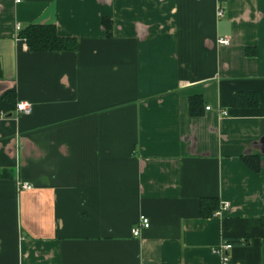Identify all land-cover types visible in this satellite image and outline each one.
I'll use <instances>...</instances> for the list:
<instances>
[{
    "label": "crops",
    "instance_id": "obj_1",
    "mask_svg": "<svg viewBox=\"0 0 264 264\" xmlns=\"http://www.w3.org/2000/svg\"><path fill=\"white\" fill-rule=\"evenodd\" d=\"M0 69V264H264V0H0Z\"/></svg>",
    "mask_w": 264,
    "mask_h": 264
},
{
    "label": "trees",
    "instance_id": "obj_2",
    "mask_svg": "<svg viewBox=\"0 0 264 264\" xmlns=\"http://www.w3.org/2000/svg\"><path fill=\"white\" fill-rule=\"evenodd\" d=\"M223 1V0H219ZM101 24L104 27L107 35H110L111 21L109 18L103 17ZM17 37L23 39L29 51H73L76 48V39L72 37H62L56 32L55 25L29 23L20 28L17 32ZM1 75V69H0ZM15 96L12 91H6L0 97V110L4 112L10 111L15 108ZM256 95L254 93H237L235 96V103L237 105H254L256 103ZM189 113L197 115L199 108L202 107V100L198 96H191L189 98ZM218 207V202L215 198L202 199L200 202V211L202 215H212ZM260 224L264 227V218H261ZM236 243L237 240L228 241ZM246 242V240H245Z\"/></svg>",
    "mask_w": 264,
    "mask_h": 264
},
{
    "label": "built area",
    "instance_id": "obj_3",
    "mask_svg": "<svg viewBox=\"0 0 264 264\" xmlns=\"http://www.w3.org/2000/svg\"><path fill=\"white\" fill-rule=\"evenodd\" d=\"M15 1L18 2L20 0H15ZM218 14L219 15L222 14L221 9H219ZM228 42L229 41L227 38L218 39V43L222 45H227ZM205 109L208 110L209 106H206ZM14 110L17 113L28 114L31 111V105L26 101H18L15 104ZM217 111L220 116H224L227 114L226 111L222 109H219ZM23 187L27 188L28 186L24 184ZM226 209H228V203L225 201H222L218 204V208L215 210L214 215L219 216ZM148 226H149L148 218L145 217L144 215H140L138 223L135 227L132 228L131 233L133 236H137L139 235L141 228H147ZM231 247H232V244L230 242L226 240H221L218 244H216L215 246H212L210 248V251L211 253L216 254L219 257L220 264H234L228 256V251L231 249Z\"/></svg>",
    "mask_w": 264,
    "mask_h": 264
}]
</instances>
